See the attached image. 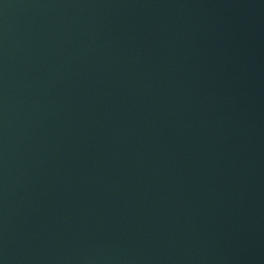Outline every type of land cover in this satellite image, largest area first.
I'll return each instance as SVG.
<instances>
[{
    "label": "water",
    "instance_id": "95a60500",
    "mask_svg": "<svg viewBox=\"0 0 264 264\" xmlns=\"http://www.w3.org/2000/svg\"><path fill=\"white\" fill-rule=\"evenodd\" d=\"M0 264H264V0H0Z\"/></svg>",
    "mask_w": 264,
    "mask_h": 264
}]
</instances>
